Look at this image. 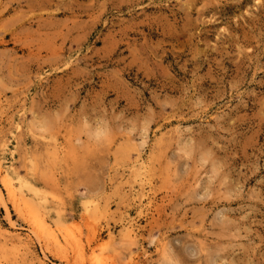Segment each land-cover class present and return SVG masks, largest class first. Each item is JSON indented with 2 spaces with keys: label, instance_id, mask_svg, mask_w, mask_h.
Masks as SVG:
<instances>
[{
  "label": "rangeland",
  "instance_id": "374dc122",
  "mask_svg": "<svg viewBox=\"0 0 264 264\" xmlns=\"http://www.w3.org/2000/svg\"><path fill=\"white\" fill-rule=\"evenodd\" d=\"M0 264H264V0H0Z\"/></svg>",
  "mask_w": 264,
  "mask_h": 264
},
{
  "label": "bare ground",
  "instance_id": "6f19581e",
  "mask_svg": "<svg viewBox=\"0 0 264 264\" xmlns=\"http://www.w3.org/2000/svg\"><path fill=\"white\" fill-rule=\"evenodd\" d=\"M6 188H7V191L9 192V194L11 193V188H8V186H6ZM35 237V236H34ZM84 260V259H83ZM99 263H100V261H99Z\"/></svg>",
  "mask_w": 264,
  "mask_h": 264
}]
</instances>
